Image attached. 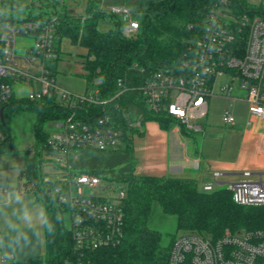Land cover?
Here are the masks:
<instances>
[{"label": "built area", "instance_id": "obj_1", "mask_svg": "<svg viewBox=\"0 0 264 264\" xmlns=\"http://www.w3.org/2000/svg\"><path fill=\"white\" fill-rule=\"evenodd\" d=\"M256 1H213L199 36L188 42L179 69L159 68L139 86L150 112L166 113L187 131L199 133L208 115L209 99L218 94L234 101L233 92L239 89L245 93L243 100L250 114L264 121V11L254 10ZM258 2L264 8V0ZM110 13L122 24L125 36H137L140 20L129 8L112 7ZM58 24L57 17L48 16L0 23V144L4 141L1 115L5 119L16 84L35 86L28 97L30 102L45 103L55 98L67 106L71 113L56 122L58 131L48 140L45 164L52 170H44L45 185L70 212L76 250L117 246L124 236L122 200L126 190L81 172L77 163L85 151H106L121 144L123 131L106 109L111 103L119 109L126 86L119 80L118 91L110 98L102 97L98 88L75 96L58 87L51 67V61L59 56L55 43ZM91 106L106 112L96 120L81 118L79 112ZM222 119L226 126L235 125L230 109ZM143 120L127 118L126 123L143 132ZM227 189L239 206H264V182L244 181ZM214 190L211 184L203 187L205 192ZM3 192L0 188V194ZM13 259L0 256L1 262ZM168 264H264V228L236 233L226 230L219 238L182 234L173 242Z\"/></svg>", "mask_w": 264, "mask_h": 264}, {"label": "trees", "instance_id": "obj_2", "mask_svg": "<svg viewBox=\"0 0 264 264\" xmlns=\"http://www.w3.org/2000/svg\"><path fill=\"white\" fill-rule=\"evenodd\" d=\"M213 1L155 0L147 14L140 19L141 28L136 37L125 36L118 19L114 22V28L101 30L98 22L106 13L100 8L99 1L88 3L85 18L72 17L65 9H57L55 0L0 2V23L15 20L22 14H27V18H33L36 13L38 18H58L59 24L55 30L57 52L64 38L86 49L82 74L86 92L98 88L102 97L110 98L118 91L119 80L126 86L119 109H116L115 103L106 109L120 124L123 131L121 144L116 149L106 151H85L77 163L81 172L99 176L104 182L126 190L122 200L125 222L121 243L95 250L75 249L73 230L66 225L65 219L70 212L48 192L43 169L46 162L43 153L48 149L50 137L43 124L65 119L71 110L55 98L45 103L13 99L8 107L11 111L26 104L38 118L35 154L31 156L26 153L25 164L19 167V179L24 181L23 185L30 192H35L37 202L45 209V254L0 261V264H168L177 236H167L160 228L169 217L175 218L177 230L183 234L195 233L213 238L223 236L226 230L236 233L264 228V206H239L234 203L232 192L227 188L219 187L205 192L198 188L193 179L136 174L134 138L143 132L130 128L126 123L127 118L132 121L143 118L145 124L155 122L164 131L179 127L184 135L193 134L172 116L150 112L139 86L159 68L179 69L188 42L199 36ZM51 8L54 10L50 11ZM44 9L48 12H42ZM57 61L58 58L51 61L54 71ZM106 111L91 106L84 108L79 115L96 120ZM6 118L5 113L3 127L7 124Z\"/></svg>", "mask_w": 264, "mask_h": 264}, {"label": "rangeland", "instance_id": "obj_3", "mask_svg": "<svg viewBox=\"0 0 264 264\" xmlns=\"http://www.w3.org/2000/svg\"><path fill=\"white\" fill-rule=\"evenodd\" d=\"M9 1L16 2V0ZM20 1L26 3L29 0ZM55 1L58 4L57 9H65L66 13L72 17L83 18L86 17L88 3L90 1H99L101 3L100 8L103 6L106 13V16L102 17L98 22L101 30L114 28V22L117 18L111 16L110 10L112 7H127L140 20L144 14H147L149 6L155 2V0ZM247 1L251 2L253 0ZM253 7L256 11H264L258 0L253 4ZM52 10L54 8H51L50 11ZM46 11L44 9L42 12ZM37 16V13L33 15V17ZM20 17H27V14H22L17 18ZM85 54L86 49L83 46L73 44L68 38H64L61 41L57 69L55 71L56 82L58 87L75 96L84 95L86 92V82L82 77L84 73L82 61ZM34 89L35 86L24 83L16 84L14 86V99L28 101L29 94ZM225 106L226 103L223 99L212 98L209 117L220 119L221 113L226 108ZM5 113L7 114V124L4 127L2 125L4 141L0 144V188L6 191L0 194V256L12 253L14 260L44 256L43 226L45 223V209L41 203L37 202L35 192H30L23 185L24 181L19 179V167L24 166L26 153L31 156L35 154V127L38 123V118L34 111L27 108L26 104L18 110L11 111L7 108ZM56 122L46 121L43 124L51 137L58 131ZM170 136L172 137L171 134ZM47 156L48 152H44L43 157L46 158ZM44 170L51 172L52 169L50 165L44 164ZM65 219L66 225L72 227L71 215L67 214ZM160 229L165 234H168L167 236H171V234L181 236L183 234L177 230L174 217H169L161 225ZM1 245H4V247Z\"/></svg>", "mask_w": 264, "mask_h": 264}, {"label": "crops", "instance_id": "obj_4", "mask_svg": "<svg viewBox=\"0 0 264 264\" xmlns=\"http://www.w3.org/2000/svg\"><path fill=\"white\" fill-rule=\"evenodd\" d=\"M233 95L234 101L212 96L202 131L190 136L179 128L164 131L155 122L146 123L143 134L134 138L136 174L193 179L200 190L206 184L217 189L244 181L264 182V121L250 114L244 91L236 89ZM214 97L226 103L220 119L209 117ZM228 109L235 116L233 126L223 123ZM216 173L220 175L214 178ZM8 255L14 258L12 253Z\"/></svg>", "mask_w": 264, "mask_h": 264}, {"label": "water", "instance_id": "obj_5", "mask_svg": "<svg viewBox=\"0 0 264 264\" xmlns=\"http://www.w3.org/2000/svg\"><path fill=\"white\" fill-rule=\"evenodd\" d=\"M1 119H2V121H4V116H3V114L1 115Z\"/></svg>", "mask_w": 264, "mask_h": 264}]
</instances>
